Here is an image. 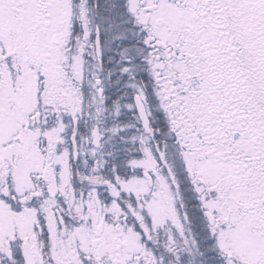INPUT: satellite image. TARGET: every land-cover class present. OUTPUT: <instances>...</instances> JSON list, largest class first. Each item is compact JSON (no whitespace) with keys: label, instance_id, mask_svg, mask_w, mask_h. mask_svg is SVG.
<instances>
[{"label":"snow or ice","instance_id":"1","mask_svg":"<svg viewBox=\"0 0 264 264\" xmlns=\"http://www.w3.org/2000/svg\"><path fill=\"white\" fill-rule=\"evenodd\" d=\"M0 264H264V0H0Z\"/></svg>","mask_w":264,"mask_h":264}]
</instances>
